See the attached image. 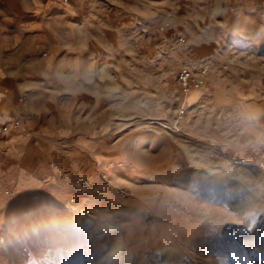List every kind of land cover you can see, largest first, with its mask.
<instances>
[{
  "label": "rangeland",
  "instance_id": "374dc122",
  "mask_svg": "<svg viewBox=\"0 0 264 264\" xmlns=\"http://www.w3.org/2000/svg\"><path fill=\"white\" fill-rule=\"evenodd\" d=\"M14 9L100 55L117 153L103 143L100 159L29 194L0 187V249L16 253L0 264H264V184L175 131L174 88L185 65L264 93V0H0V21Z\"/></svg>",
  "mask_w": 264,
  "mask_h": 264
},
{
  "label": "crops",
  "instance_id": "0c3cea01",
  "mask_svg": "<svg viewBox=\"0 0 264 264\" xmlns=\"http://www.w3.org/2000/svg\"><path fill=\"white\" fill-rule=\"evenodd\" d=\"M10 12V21H0V187L18 196L100 159L103 143L109 157L116 155L109 145L117 137L118 114L117 97L102 95L99 54L72 48L31 11ZM111 74L116 88L117 73ZM246 93L210 83L190 92L179 104L191 124L176 119L177 132L202 138L264 184V93ZM17 118L20 127L13 124ZM125 118L133 134V110Z\"/></svg>",
  "mask_w": 264,
  "mask_h": 264
},
{
  "label": "built area",
  "instance_id": "2783aa9c",
  "mask_svg": "<svg viewBox=\"0 0 264 264\" xmlns=\"http://www.w3.org/2000/svg\"><path fill=\"white\" fill-rule=\"evenodd\" d=\"M206 72V69L193 70L189 66H181L176 73V86L174 87L177 90V96L184 100L190 92L200 91L201 89L205 88L208 83ZM185 113L186 107L184 103H182L178 111L177 121L181 120ZM14 124L16 127H20L21 121H15ZM175 126H177L175 127V131H179L177 122ZM4 130H8V127H4ZM233 161L235 163H242L245 161V159L233 157Z\"/></svg>",
  "mask_w": 264,
  "mask_h": 264
},
{
  "label": "trees",
  "instance_id": "16d2710c",
  "mask_svg": "<svg viewBox=\"0 0 264 264\" xmlns=\"http://www.w3.org/2000/svg\"><path fill=\"white\" fill-rule=\"evenodd\" d=\"M31 236L34 237L33 235H31ZM11 256H15L16 257V253L14 251V248H11L10 255H7V253L3 249H0V257L2 259V262L10 261Z\"/></svg>",
  "mask_w": 264,
  "mask_h": 264
}]
</instances>
